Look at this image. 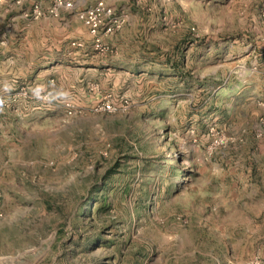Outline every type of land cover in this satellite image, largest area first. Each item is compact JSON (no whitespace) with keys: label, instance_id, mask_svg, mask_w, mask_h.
I'll return each mask as SVG.
<instances>
[{"label":"rangeland","instance_id":"rangeland-1","mask_svg":"<svg viewBox=\"0 0 264 264\" xmlns=\"http://www.w3.org/2000/svg\"><path fill=\"white\" fill-rule=\"evenodd\" d=\"M262 119L264 0H0V264H264Z\"/></svg>","mask_w":264,"mask_h":264},{"label":"built area","instance_id":"built-area-1","mask_svg":"<svg viewBox=\"0 0 264 264\" xmlns=\"http://www.w3.org/2000/svg\"><path fill=\"white\" fill-rule=\"evenodd\" d=\"M89 14L91 15L92 12H90ZM80 18H81L82 20L85 21V15H81ZM87 24H88V27H89V30L91 31V33L95 34V33L97 32V30H98L97 25H91V24H89V23H87ZM107 31L110 32L111 29L109 28V29H107ZM108 110H111V109L108 108ZM262 124H263V126H264V119H262ZM221 142H222V139H217V140H215V143H216V144H221Z\"/></svg>","mask_w":264,"mask_h":264},{"label":"crops","instance_id":"crops-1","mask_svg":"<svg viewBox=\"0 0 264 264\" xmlns=\"http://www.w3.org/2000/svg\"><path fill=\"white\" fill-rule=\"evenodd\" d=\"M45 74H39L38 76H37V78H38V80H40V83L42 84V82H44V81H46V79L47 78H44L45 76H44ZM43 77V78H42Z\"/></svg>","mask_w":264,"mask_h":264}]
</instances>
